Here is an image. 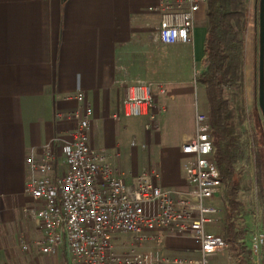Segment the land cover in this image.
<instances>
[{
    "label": "crops",
    "instance_id": "1",
    "mask_svg": "<svg viewBox=\"0 0 264 264\" xmlns=\"http://www.w3.org/2000/svg\"><path fill=\"white\" fill-rule=\"evenodd\" d=\"M157 4L158 0H0V264H69L65 250L52 257L38 254L35 242L44 233L40 222L24 214L34 204L25 188L39 176L28 167L27 158L39 159L46 143L73 127L57 115L77 106L73 96L78 90L84 91L93 109L91 147L107 148L123 176L130 175L128 183L141 173L142 169L130 172L141 161L143 169L158 171L155 182L161 187L190 188L185 178L190 157L183 146L196 135L198 111H207V102L201 109L195 83V72L201 71L205 59L207 29L201 23L205 17L207 23V7L196 16L191 43L164 45L155 30L160 25ZM249 26L253 32L252 21ZM252 32L250 47L256 54ZM177 48L187 54H176ZM180 71L187 76L178 79ZM142 80L170 84L166 92L155 94L152 112L157 120L144 133L149 153L132 145L135 136L130 146L124 143L128 120L116 124L110 118L120 112L127 86ZM139 118L146 120L145 126L150 122ZM57 149L55 169L60 174L66 168L59 145ZM172 239L163 235L157 258ZM199 247L173 250L184 258Z\"/></svg>",
    "mask_w": 264,
    "mask_h": 264
},
{
    "label": "built area",
    "instance_id": "2",
    "mask_svg": "<svg viewBox=\"0 0 264 264\" xmlns=\"http://www.w3.org/2000/svg\"><path fill=\"white\" fill-rule=\"evenodd\" d=\"M207 4L208 0H158L161 43H191L196 16ZM199 73L195 72L196 78ZM169 87L152 80L128 85L120 112L110 118L123 124L148 117L146 129L152 128L157 120L152 112L155 94ZM73 98L77 106L57 115L73 127L46 143L39 159L27 158L28 167L39 175L26 185L34 204L24 209L26 217L41 223L44 235L35 242L38 254L52 257L65 250L69 264H233L229 243L208 229L220 222L225 204L209 115L198 111L196 135L183 146L190 157L185 169L190 188L171 190L155 182L157 170L143 169L132 183L126 182L107 148L90 145L94 118L84 91L78 90ZM57 145L66 168L60 174L55 169ZM132 145L139 146L137 141ZM250 210L251 251L255 264H264V214L258 198ZM163 235L199 241L198 255L172 262L157 258L156 244ZM28 247L25 244L23 249Z\"/></svg>",
    "mask_w": 264,
    "mask_h": 264
},
{
    "label": "trees",
    "instance_id": "3",
    "mask_svg": "<svg viewBox=\"0 0 264 264\" xmlns=\"http://www.w3.org/2000/svg\"><path fill=\"white\" fill-rule=\"evenodd\" d=\"M250 13L249 0H208L205 59L196 78L206 92L215 160L224 182L220 235L230 245L233 264H255L249 240L252 213L240 198L243 179L237 168L245 154L241 127L246 113L234 100L244 85ZM257 150L264 201V152Z\"/></svg>",
    "mask_w": 264,
    "mask_h": 264
},
{
    "label": "rangeland",
    "instance_id": "4",
    "mask_svg": "<svg viewBox=\"0 0 264 264\" xmlns=\"http://www.w3.org/2000/svg\"><path fill=\"white\" fill-rule=\"evenodd\" d=\"M249 7H250V23L252 21V29L253 32L250 30L249 26V34H248V51H247V62L245 65V79H244V85L242 89L239 90L238 95L234 99L237 104H241L245 109V121L241 127V139L242 142L245 145V154L244 157L241 159V161L238 164V170L242 175V191L240 193V198L244 202L250 204L253 206L254 200L258 198V202L260 205V208L264 214V201L262 200V191H261V175L259 173V165L257 163V155L255 154V151L260 149V151L264 152V117L259 105V8H260V0H249ZM205 19L203 23H201L203 26L208 27V23H205ZM252 19V20H251ZM207 24V25H206ZM158 27H155V30L158 31ZM251 32L253 34V44L256 48V54L252 51V36ZM176 54H187L182 49L177 48L175 49ZM258 59V60H257ZM187 74L185 71H180L177 73V78H183L186 77ZM197 97L199 104L201 105V109L205 107L207 102L206 92L203 87H199L197 90ZM239 100V101H237ZM203 110V109H202ZM203 113H206L205 111H201ZM146 120L145 119H134V120H128L127 125V133H125V141L127 145L131 144V142L134 140L133 137L135 136V141L138 142V151L149 153L150 152V144L147 140H145V132H147L146 126H145ZM153 128V127H152ZM150 128V129H152ZM124 129H122V132ZM136 130L138 133H135ZM138 134V135H136ZM145 144V148L142 146ZM257 150V151H258ZM133 166L130 170L133 174L140 172V170L144 167H146L144 164L139 161V164L136 168ZM141 170V171H142ZM122 173V171H121ZM129 174L124 175V179L126 182L129 181ZM222 216V212H221ZM220 216V219H221ZM209 231L214 232L216 234H221V220L217 225L210 226ZM172 239V238H169ZM183 239H172L168 242L169 246L165 251L160 252V259L168 260L169 262H172L176 258H182L179 257L180 253L178 252V249L173 248H180L181 246H185L189 249L192 248H198L200 246V242L196 240H189L187 242L182 241ZM157 245V244H156ZM173 250V251H172ZM198 254L196 253H190L187 256L184 255V259L187 258H194Z\"/></svg>",
    "mask_w": 264,
    "mask_h": 264
},
{
    "label": "water",
    "instance_id": "5",
    "mask_svg": "<svg viewBox=\"0 0 264 264\" xmlns=\"http://www.w3.org/2000/svg\"><path fill=\"white\" fill-rule=\"evenodd\" d=\"M259 31V105L264 117V0H260Z\"/></svg>",
    "mask_w": 264,
    "mask_h": 264
}]
</instances>
